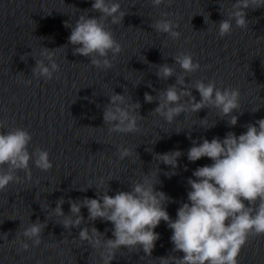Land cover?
Listing matches in <instances>:
<instances>
[{
  "label": "water",
  "instance_id": "water-1",
  "mask_svg": "<svg viewBox=\"0 0 264 264\" xmlns=\"http://www.w3.org/2000/svg\"><path fill=\"white\" fill-rule=\"evenodd\" d=\"M119 2L128 14L123 24L110 25L122 46L113 67H94L87 57L73 55V46L68 44L55 50L60 72L45 81L31 76L35 59L28 55L25 61L21 56L32 52L39 58L42 47L67 44L71 30L64 21L74 23L84 10L91 8L93 0H0V120L27 128L33 137L29 151L35 147L46 149L53 163L49 171L31 165V179L20 172L19 183H10L0 192V264H102L100 250L77 238L80 228L69 231L60 224L63 217L48 215L58 198H65L62 207L68 214L67 200L95 198V185L100 178L104 180L101 191L109 184V195H115L116 191L130 190V183L150 170L153 181H160L156 188L172 198L167 211L174 219L181 202H187V179L198 166L212 163L207 157L188 161L186 153L192 139L223 138L229 131L239 135L246 131L245 125L264 118V7L246 9L248 29L234 26L230 35L221 38L218 23L212 21L224 19L220 4L227 11L234 0H172L171 6L165 0L159 8H154L150 0ZM162 12L179 23L177 30L182 35L178 40L151 28ZM208 13L211 21L205 24L203 15ZM180 52L191 53L201 66L186 77V82L215 80L217 87L239 89L240 109L233 113L238 116L235 126L228 125L229 117L221 119L215 108L186 116L182 113L172 123L151 112L158 101L145 102L144 93L155 96L153 89H163L176 79L173 76L160 80L155 74L157 65L173 64L172 56ZM173 67L177 73L181 71L178 65ZM26 78L32 79L31 85L23 83ZM113 90L125 93L129 103L139 101L143 116L137 120L139 132L110 134L108 125H104L103 109ZM192 93L200 99L197 90ZM119 146L131 149L132 154L121 160ZM177 149L184 155L178 159L176 174L169 178L165 172L170 166L159 163L161 171L157 176L155 153ZM89 183L93 187L79 190ZM81 212L87 219V208ZM47 215L41 243L31 246L28 241L29 249L22 250L17 240L19 231L37 218L43 222ZM88 226H95L101 233L107 228L105 236L112 238L111 222L96 220ZM155 231L160 238L152 257L146 256L142 248L132 252L124 249L111 264H159L156 257L183 255L171 252L172 230L164 221ZM237 259L238 264H264V235L249 236Z\"/></svg>",
  "mask_w": 264,
  "mask_h": 264
},
{
  "label": "clouds",
  "instance_id": "clouds-1",
  "mask_svg": "<svg viewBox=\"0 0 264 264\" xmlns=\"http://www.w3.org/2000/svg\"><path fill=\"white\" fill-rule=\"evenodd\" d=\"M150 3L154 8H159L165 0H150ZM167 3L171 6L172 0H167ZM259 7H264V0H234L227 11L220 4L221 14L225 18L219 22L212 21L213 24L218 23L219 37L230 35L234 26L241 30L248 29L245 10ZM89 12L99 15H89ZM127 14L119 0H93L91 8L84 10L74 23L64 21V26L71 30L67 44L56 48L42 47L39 58L31 52L23 54L21 59L26 61L28 55H31L35 59L31 76L50 81L54 74L60 72V65L54 58L55 50L70 44L73 46V55L87 57L94 67L108 70L122 51L110 25L123 24ZM168 16L169 13L162 12L161 18L151 23V28L178 40L182 35L177 30L179 23L168 19ZM203 17L205 24L211 21L210 13ZM172 58L173 64L181 69L180 72L177 73L173 64L165 62L157 65L155 74L160 80L166 81L175 76V82L163 89H153L157 92L155 96L149 92L144 93L145 102L158 101V106L151 112L158 114L167 123H172L182 113L186 116L205 108H215L221 119L227 116L228 125L235 126L238 116L233 113L240 109L239 89L217 87L215 80L186 82V77L200 70L199 62L194 61L188 52H180ZM23 83L31 85L32 79L26 78ZM193 89L198 91L199 100L193 95ZM140 107L139 101L129 103L125 93L113 90L103 109V122L108 125L109 133L139 132L137 120L138 117L143 118L139 112ZM258 110L259 107L253 112ZM245 127L246 131L239 135L229 131L223 138L216 136L211 140L200 138L198 141L192 139L189 133L192 146L186 153L188 161L195 162L207 157L212 163L198 166L192 177L187 179L190 186L187 202H181L174 219L167 211L172 198L156 188L160 181H153L150 170L140 179L131 182L130 190L116 191L115 195H109V184L101 191L104 180L100 178L95 185V198H69L67 203L70 209L65 214L62 207L65 198L62 196L57 199L55 208L49 205L52 211L48 215L63 217L60 224L69 231L80 228L77 238L87 242L92 249L100 250L102 264H111L116 254L123 253L124 249L132 252L142 248L146 256L152 257L156 241L160 238L155 228L161 221L172 230L171 252L183 255L156 257L159 264H238V255L249 236L264 235V118L248 123ZM32 139L27 128L10 126L0 120V192L5 191L10 183H19L20 172L31 179L33 164L42 171L53 168L48 150L35 147L29 151ZM117 151L121 160L132 154L131 149L123 146H119ZM182 155L184 153L178 149L155 153L158 168L159 163L170 166V170L165 172L170 178L176 174L178 159ZM160 171L159 168L157 176ZM91 187L93 185L89 183L87 188L79 190L87 191ZM85 207L88 210L87 219L81 212ZM48 215L43 222L37 218L24 227L22 232L19 231L17 240L22 250L29 249L28 241H31V246L41 243ZM96 220L111 222L112 238L105 236L109 229L101 233L95 226H88ZM82 224L85 226L81 228Z\"/></svg>",
  "mask_w": 264,
  "mask_h": 264
}]
</instances>
